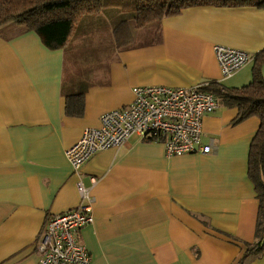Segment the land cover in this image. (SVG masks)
Returning a JSON list of instances; mask_svg holds the SVG:
<instances>
[{
    "label": "crops",
    "instance_id": "0c3cea01",
    "mask_svg": "<svg viewBox=\"0 0 264 264\" xmlns=\"http://www.w3.org/2000/svg\"><path fill=\"white\" fill-rule=\"evenodd\" d=\"M105 13L85 25L106 19L110 40L85 52L73 44L81 66L72 74L67 50L81 25L55 51L18 25L0 29V264H40L38 239L50 216L81 202L66 151L99 128L103 114L130 106L134 88L241 89L253 80L255 60L226 80L214 47L264 51V8L255 5L184 8L137 30L127 49L113 35L120 15ZM80 92L84 114L70 117L66 96ZM237 116L221 104L204 118L201 145L209 154L170 158L162 142L134 135L83 167L86 186L99 180L91 190L94 224L77 234L91 264H264V252L240 263L243 243L255 241L259 201L248 157L260 120Z\"/></svg>",
    "mask_w": 264,
    "mask_h": 264
},
{
    "label": "built area",
    "instance_id": "2783aa9c",
    "mask_svg": "<svg viewBox=\"0 0 264 264\" xmlns=\"http://www.w3.org/2000/svg\"><path fill=\"white\" fill-rule=\"evenodd\" d=\"M223 79L255 60L248 52L226 46L214 47ZM209 84L190 88L146 86L133 89L132 104L103 114L99 128H89L65 155L77 178L81 197L79 206L63 214L52 215L46 230L38 239L40 264H91L86 246L77 234L94 224L95 197L91 190L98 178L83 182V167L98 153L124 146L132 136L162 142L168 157H181L194 152L209 154L212 148L202 146L203 120L221 103L205 91Z\"/></svg>",
    "mask_w": 264,
    "mask_h": 264
},
{
    "label": "trees",
    "instance_id": "16d2710c",
    "mask_svg": "<svg viewBox=\"0 0 264 264\" xmlns=\"http://www.w3.org/2000/svg\"><path fill=\"white\" fill-rule=\"evenodd\" d=\"M207 4L264 8V0H0V29L10 24L18 25L24 32L38 34L44 45L55 51L65 47L87 17L103 15L106 10L116 8L120 18L112 28L114 39L118 48L127 49L133 46L137 30L179 14L184 8ZM254 57L250 85L227 89L218 83H208L205 88L222 105L237 108L236 122L252 116L260 120L248 157V177L259 201L255 241L243 243L245 253L240 263L259 258L264 252V51ZM66 99V114L83 116L84 92L68 95Z\"/></svg>",
    "mask_w": 264,
    "mask_h": 264
},
{
    "label": "rangeland",
    "instance_id": "374dc122",
    "mask_svg": "<svg viewBox=\"0 0 264 264\" xmlns=\"http://www.w3.org/2000/svg\"><path fill=\"white\" fill-rule=\"evenodd\" d=\"M111 13H115L118 12L116 11V8H110L108 9V12ZM109 16V15H108ZM127 18L128 15L125 14ZM112 18V17H111ZM105 19V18H104ZM112 20H114L112 18ZM106 23L104 22L103 19L99 20L98 22L94 23V24H89V25H85L86 20L83 22V24L81 26H79V38H75L71 41V44L68 47V55H67V70L66 73L67 74H72L76 68H79L81 66V56H77L74 53L71 52L72 46L74 44V49L72 50H77L78 52H85V51H91V49H93V44L95 46H99V42L102 43H106L107 41L110 40V33H109V27H108V21L105 19ZM98 28V30H102L98 35L96 33V31L92 32L89 31L92 28ZM86 28V29H84ZM85 30H87L88 32L85 33ZM93 39H97L98 41L96 42L91 41ZM74 41V42H73ZM73 42V43H72ZM96 42V43H95ZM92 44V45H90ZM74 63H77V66H74ZM69 77V76H67Z\"/></svg>",
    "mask_w": 264,
    "mask_h": 264
}]
</instances>
